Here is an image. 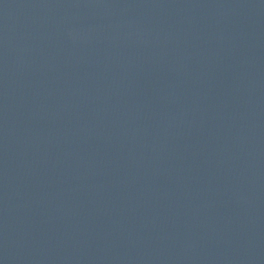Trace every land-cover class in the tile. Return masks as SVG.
<instances>
[{"label": "water", "instance_id": "water-1", "mask_svg": "<svg viewBox=\"0 0 264 264\" xmlns=\"http://www.w3.org/2000/svg\"><path fill=\"white\" fill-rule=\"evenodd\" d=\"M0 264H264V0H0Z\"/></svg>", "mask_w": 264, "mask_h": 264}]
</instances>
